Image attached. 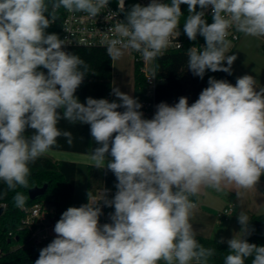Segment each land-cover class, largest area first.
<instances>
[{"label": "clouds", "instance_id": "obj_1", "mask_svg": "<svg viewBox=\"0 0 264 264\" xmlns=\"http://www.w3.org/2000/svg\"><path fill=\"white\" fill-rule=\"evenodd\" d=\"M108 4L55 0L49 12L46 0H0V181L9 190L27 188L29 164L61 136L72 143V133L58 123L90 125L98 145L91 154L93 166L115 175L117 191L112 199L106 189L98 196L89 191L88 203L64 211L54 226L56 237L35 264H208L215 250L196 239L190 218L197 204L190 197L203 187L217 192L228 186L256 188L264 175V87L257 91L251 75L237 78L235 86L210 77L191 106L186 97L174 106L161 102L152 119L143 118L142 104L118 88L112 92L119 103L91 97L81 103L75 93L88 66L64 50L65 40L45 30L60 7L94 18ZM182 4L189 13L185 34L206 41L203 48L187 51L188 68L201 79L206 70L232 74L237 57L226 55L230 28L264 36V0H151L148 6H132L126 21L117 20L109 29L117 34L105 42L109 57L118 60L129 49L145 61L162 55L178 35ZM118 7L124 12L125 0H118ZM209 7L211 24L203 11ZM29 128L34 130L30 137L25 135ZM26 199L21 193L13 197L18 208ZM101 201L115 209L112 223L102 226ZM238 222L244 235L227 241L224 264H245L251 256L252 264H264V246L244 238L250 234L249 217L241 213Z\"/></svg>", "mask_w": 264, "mask_h": 264}, {"label": "trees", "instance_id": "obj_2", "mask_svg": "<svg viewBox=\"0 0 264 264\" xmlns=\"http://www.w3.org/2000/svg\"><path fill=\"white\" fill-rule=\"evenodd\" d=\"M54 2L55 0H46L49 12L53 11L52 4ZM129 4L134 6L137 3L134 0H129ZM180 7L184 18L187 19L189 15L188 6L182 4ZM196 10L199 11L200 7L197 6ZM66 11L63 7L55 10V15L58 18L45 30L46 34H57L61 39ZM45 15L49 19L51 18L49 13H45ZM205 20L209 24L213 22L212 17ZM194 42L203 43L206 46L204 37L199 34H197ZM64 50L79 56L88 66L87 75L75 93L81 103L86 104L88 97L103 98L109 102H120L118 99H109L112 94L113 60L109 57L107 49L64 47ZM222 63L227 66L226 61ZM38 71L47 74V69L43 67H40ZM156 72L158 78L162 79L163 82L158 84L156 88L155 100L157 103L165 102L170 106L178 103L180 97H186L189 106H191L199 98L202 90L209 86L208 80L210 77L217 80H226L233 86L239 78L233 69L231 75L222 71L212 72L206 70L203 79L194 76L188 68V56L185 50L175 51L159 57L156 62ZM146 94L147 88L144 78L139 73L137 66L134 65V98L142 104L147 98ZM124 110L123 108L117 109L120 112ZM140 111L143 113L142 108ZM143 118L152 119L153 117L143 115ZM57 126L62 131L71 132L73 139L72 143L69 144L65 137H59L51 150L91 155L93 149L98 146L91 138L90 125L79 124L78 122L73 124L67 120H61ZM32 134H34V130L30 128L25 132L28 137ZM109 158L111 157L109 156ZM29 168L30 175L27 188L17 186L15 190H9L7 185L0 181V204H6V209L0 216V250L2 251L0 264H35L40 250L53 240L51 239L45 245L36 244L31 240V233L23 227V219L26 214L22 208L16 207L13 200L17 193H21L27 198L24 206L31 207L37 203L47 204L54 208L56 215H61L69 207H73L77 177V164L75 162L55 161L41 156L34 163H30ZM260 179L264 180V175ZM117 183L115 175L110 170L107 168L98 169L90 165L88 167L87 198L89 191L94 194L97 189L103 186L117 189ZM44 184H48L46 193L35 200H31L29 190ZM208 190L233 202L234 196L224 189L220 192L212 188H208ZM190 199L197 202L198 195L192 196ZM249 228L253 233L246 240L251 244L264 246V214L252 216ZM196 239L205 248L215 250L214 255L209 258L208 264H224L225 257L230 251L227 243H221L199 235H196ZM253 259L254 256L246 258L245 264H252Z\"/></svg>", "mask_w": 264, "mask_h": 264}, {"label": "rangeland", "instance_id": "obj_3", "mask_svg": "<svg viewBox=\"0 0 264 264\" xmlns=\"http://www.w3.org/2000/svg\"><path fill=\"white\" fill-rule=\"evenodd\" d=\"M226 55H235L237 58L232 65L233 71L239 76L251 75L257 81V91L264 87V36L253 37L241 33L240 40L230 43ZM112 88H118L121 92L132 96L134 88V62L128 50L124 51L123 56L118 60H113V79ZM114 97H116L114 95ZM54 150L46 152L44 157L52 160L58 159H75L78 161V180L76 184L73 207H80L88 203L87 198V160L79 158L76 154L64 155ZM80 159V160H79ZM240 196L234 201V210L226 217L219 216V213L231 203L227 199L214 194L208 187H203L197 194V208L190 218V223L196 235L209 239L227 243L234 236L243 237L241 224L238 222V215L245 213L249 220L254 215L264 214V180L256 185V188L244 190L237 189L235 186H228ZM250 229V228H249ZM53 232V231H51ZM246 235L247 239L252 235ZM52 238V237H51ZM228 244V243H227Z\"/></svg>", "mask_w": 264, "mask_h": 264}, {"label": "built area", "instance_id": "obj_4", "mask_svg": "<svg viewBox=\"0 0 264 264\" xmlns=\"http://www.w3.org/2000/svg\"><path fill=\"white\" fill-rule=\"evenodd\" d=\"M141 6H148L151 0H134ZM162 3H170V0H159ZM132 8V4H129V0H125V11L120 12L118 7V0H109L107 8L101 9L96 17H91L85 12H68L66 11L63 25L61 40H65L66 45L64 47H86V48H104L106 47V40L116 38L117 34L110 32L117 20L126 21V14ZM199 11H202L200 9ZM205 17L207 19L212 17L211 7L204 9ZM111 14V15H110ZM108 17V19H107ZM186 19L184 14L179 19V25L177 28L178 35H174L171 38V43L167 49H165L162 55L158 56L153 61H145L139 52L129 49L128 52L132 56L134 65L139 69V73L143 76L145 86L147 88L146 100L142 103L143 115L147 117H153L156 112V106L159 104L155 100V92L158 84L163 82L158 78L156 72V62L161 56L173 53L175 51L185 50L188 51L192 47L203 48V43H196L190 40L184 32V23ZM241 37V32H238L235 27L229 29V35L227 39L232 42H238ZM153 70H155L156 76L152 78ZM106 189L107 198L112 199L115 196L117 189L103 186L96 190L94 195H99L100 192ZM196 203V202H194ZM102 210V215L99 217V224L102 226L106 223H112L110 214L114 213V206H106L103 201L99 203ZM0 207L6 209V204H0ZM234 203L231 202L228 207L224 208L219 213V216L226 217L234 210ZM22 210L26 216L23 219V227L31 233V240L36 244L45 245L51 241V230L54 229L56 222L60 219L61 215H56L54 208L42 203H37L31 207L24 206ZM2 251L0 250V257ZM160 264H164L163 261ZM195 264V262H193Z\"/></svg>", "mask_w": 264, "mask_h": 264}, {"label": "crops", "instance_id": "obj_5", "mask_svg": "<svg viewBox=\"0 0 264 264\" xmlns=\"http://www.w3.org/2000/svg\"><path fill=\"white\" fill-rule=\"evenodd\" d=\"M132 97L134 98V88H132ZM109 99H117V97H114V94L112 92L111 97ZM54 151H57V150H54ZM57 152L67 153V154H64V155H69V153H70V155L76 154V155H79V156H77L79 158H86L87 157L86 158V160H87V174H88V167L90 165H93V162L91 160V155H88V154H80V153H73V152H65V151H57ZM108 159H111V158L108 157ZM55 161H72V162H75L77 164V177H76V184H77V180H78V164H79L78 161L75 160V159H65V160L64 159H58V160H55ZM87 182H88V175H87ZM224 190H226L227 192H229L230 194H232L234 196L233 202L237 200V193L235 191H233V189H231L230 187H225ZM51 231H53V232H51V237H52V239H54L56 237V234L54 232V229H52Z\"/></svg>", "mask_w": 264, "mask_h": 264}, {"label": "water", "instance_id": "obj_6", "mask_svg": "<svg viewBox=\"0 0 264 264\" xmlns=\"http://www.w3.org/2000/svg\"><path fill=\"white\" fill-rule=\"evenodd\" d=\"M48 189V184H44L43 186H35L29 190V196L31 200H35L41 196H43ZM4 213V208L0 207V216Z\"/></svg>", "mask_w": 264, "mask_h": 264}]
</instances>
